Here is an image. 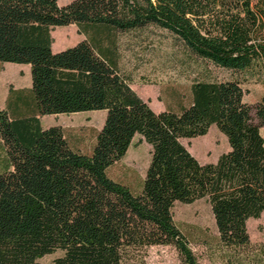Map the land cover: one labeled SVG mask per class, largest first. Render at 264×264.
Returning <instances> with one entry per match:
<instances>
[{"label": "trees", "instance_id": "trees-1", "mask_svg": "<svg viewBox=\"0 0 264 264\" xmlns=\"http://www.w3.org/2000/svg\"><path fill=\"white\" fill-rule=\"evenodd\" d=\"M75 25L83 39L54 52L55 27ZM166 30L189 60L231 73L264 72V0H0V62L28 64L33 104L0 108V264H129L152 245H170L181 264H200L174 221L175 202L207 198L221 245L235 264H264L246 222L264 212V100L244 102L237 78L191 84L179 111L153 110L90 28ZM205 74V75H204ZM12 90L8 88V93ZM25 104V103H24ZM105 110L90 152L73 147L40 116ZM229 149L200 162L182 143L211 125ZM139 135L150 160L139 191L112 179Z\"/></svg>", "mask_w": 264, "mask_h": 264}, {"label": "rangeland", "instance_id": "rangeland-1", "mask_svg": "<svg viewBox=\"0 0 264 264\" xmlns=\"http://www.w3.org/2000/svg\"><path fill=\"white\" fill-rule=\"evenodd\" d=\"M68 1L58 0V3L64 5ZM88 31L98 38L97 43L94 42L96 49L116 63L119 71L129 78L131 87L155 111H179L189 105L191 84L202 70L208 79L237 78L245 90L243 100L249 105L264 100V72L247 71L238 74L212 65L204 70L202 63L188 59L166 30L149 26L131 32H117L106 27L90 28ZM52 35L55 44L63 43L59 49L80 41L75 25L55 27ZM25 66L26 64L0 62V108L7 107L8 98L10 111L14 114L27 113L33 104L30 73ZM9 87L12 88L10 93ZM105 114L102 109L48 114L40 116V123L43 127L60 126L73 147L90 152ZM260 133L264 138V127L260 128ZM182 143L203 163L215 162L221 153L229 149L226 137L214 124L205 135L182 139ZM150 151V145L136 135L125 156L108 169V175L128 185L133 191H139L150 160ZM7 166L5 149L0 141V171ZM172 214L178 227L187 236L200 264H235L230 251L218 239L207 198H200L189 204L175 202ZM246 225L251 243L263 244L264 212L258 218H249ZM61 254L57 250L43 256L39 262L56 264L55 260ZM129 264H181V260L174 247L152 245L139 253L137 261Z\"/></svg>", "mask_w": 264, "mask_h": 264}, {"label": "crops", "instance_id": "crops-1", "mask_svg": "<svg viewBox=\"0 0 264 264\" xmlns=\"http://www.w3.org/2000/svg\"><path fill=\"white\" fill-rule=\"evenodd\" d=\"M71 25L73 26V24H71ZM76 28H77V27H76ZM51 35H52V31H51ZM79 35H80L79 40L83 39V35H81V34H79ZM52 37H53V42H52V45H51L52 50H53L54 52H57V51L62 50V49H59V47H61V46L63 45V43L58 42L57 44H55V43H54L55 38H54L53 35H52ZM78 37H79V36H78ZM58 40H59V38H58ZM54 46H55V48H54ZM25 67H26L27 69H29V65H28V64H26Z\"/></svg>", "mask_w": 264, "mask_h": 264}]
</instances>
